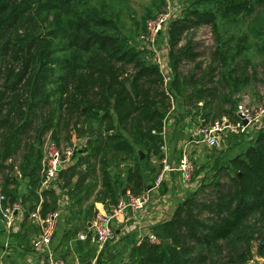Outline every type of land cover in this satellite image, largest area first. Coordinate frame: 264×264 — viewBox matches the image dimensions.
<instances>
[{
    "label": "trees",
    "instance_id": "16d2710c",
    "mask_svg": "<svg viewBox=\"0 0 264 264\" xmlns=\"http://www.w3.org/2000/svg\"><path fill=\"white\" fill-rule=\"evenodd\" d=\"M207 2L210 8L177 12L163 31L166 44L158 43V47L167 53L172 75L165 83L156 52L148 44L140 46L118 34L107 0H0V173L24 144L25 163L20 171L29 182L26 196H20V182L7 185L2 204L20 201L24 219L37 208L36 190L45 179L42 137L48 129L57 136L56 112L59 118L67 114V128L73 125L77 132L80 123L87 122L98 129V135L78 145L76 161L59 171L57 185L42 187L45 193L58 198L61 186L69 195L82 186L91 192L97 185L96 165L105 179L95 200H104L103 193L110 191L117 203L124 187L134 194L147 190L145 162L137 146L164 156L163 131L175 101L179 111L184 107L196 115V124L213 121L217 117L209 104L228 79L224 66L230 43L225 50L223 47L229 40L217 47L205 68L195 44H182L187 31L203 23L217 29L218 17L231 16L237 26L247 20L248 30L235 44L234 58L241 59L230 70L242 84L249 79L242 75L251 66L246 54L252 47L250 36L259 41L258 50L264 53V0ZM186 60L196 64L188 73L181 69ZM199 69L203 71L200 75ZM200 102L209 107L198 118L199 107H194ZM232 118L238 119L237 112ZM256 127L253 142L218 167L211 189L206 191L207 180L200 182L170 217L159 222L161 231L152 229L159 240L151 241L147 235L140 241L133 238L129 259L123 258L119 264H250L254 240L258 254L264 256V117ZM66 137L67 142L75 140L71 130ZM92 157L95 164L87 161ZM112 157L129 158L126 169L118 166L124 176L109 173ZM149 165L154 180L158 174ZM88 175L96 179L84 185ZM56 208L58 205L48 200L40 205L42 214ZM89 216L93 220V213ZM84 228L88 234L85 240H89L92 230L88 221ZM115 230L117 233L119 228ZM101 253L96 264L107 262Z\"/></svg>",
    "mask_w": 264,
    "mask_h": 264
},
{
    "label": "rangeland",
    "instance_id": "374dc122",
    "mask_svg": "<svg viewBox=\"0 0 264 264\" xmlns=\"http://www.w3.org/2000/svg\"><path fill=\"white\" fill-rule=\"evenodd\" d=\"M108 4L110 6V15H112L115 19L116 23V29L118 30V34L127 36L133 41V43L142 45L147 44L143 41L142 35L146 33V26L145 23L147 20L165 10H167L168 3H171L175 6V9L173 10L174 15H176L177 12L181 14L187 13L189 9L191 8H201L206 9L210 8L211 4L208 3V0H107ZM107 4V3H106ZM231 16L227 17H218L215 21V25H217V29L213 27L210 23H203L199 26H196L189 31L184 36V39L182 41V44H187L188 42H193L196 46V49L200 52L199 55V62L203 63V66L207 67L208 63L212 61V57L214 55V52L216 51L217 47H220L225 43V40L228 39L229 41L225 44L223 49H226V46L228 47V43H230L231 50L229 52V58L226 60V65L224 66V69L226 71L227 77L226 82L223 80V82L220 85V94L217 96L210 104L212 115L216 117H221L223 114L228 115L229 117H232L239 109L244 108L247 109L251 113L258 112L262 107H264V53L259 52L258 48L259 41L256 40L255 37L250 36L249 40L250 44H252V47L249 51L246 52L247 56L251 58V66L249 67L248 71L242 75L241 72H239L242 76L248 75V80L242 84L235 78L236 75L230 73V70L232 69L233 65L236 63V60H240L241 56L236 57V60L234 58V54L236 53V38H238L240 35H242L245 31L248 30V21L241 22L238 26L232 22ZM145 26V27H144ZM168 27V23L166 25V30ZM166 32H162L160 34V39L158 40V43L166 44V36L163 37L162 35H165ZM248 44V43H247ZM205 67V68H206ZM196 68V64L193 61H184L181 69L183 72L188 73L189 71ZM203 71L200 69L197 70L198 75H200ZM219 76V73H218ZM182 96V95H181ZM181 99V98H180ZM178 103V101H177ZM176 105V104H175ZM189 106V105H188ZM207 104H204L202 102L198 103L194 108L198 109L199 107V113H197V116H202V113H205V111H208ZM206 107V108H204ZM172 108V107H171ZM177 111L179 112L177 114ZM59 112H56L53 116V123L54 128H57V136H54L52 129L46 130L43 134V151L45 154L44 160L47 159V151L49 147L52 145H62L65 144L68 141V132L72 133V138L75 139L78 142V145L83 146L87 143V138L92 137L95 138L98 135V129L92 125L91 123L87 122H81L79 127L81 129H84L85 131L82 133L80 130H73L71 125L69 128L65 126V123L67 122V114L64 112L62 114V117L59 118L58 116ZM193 112H188L187 110H184V107L178 110V108H174L172 113L169 114V118L172 116V121L169 125H166V141L167 145L169 146L171 143L175 145L176 149L178 150L179 147L186 146L187 151L189 152V155L191 159L193 160L195 164V171L192 177L191 182L184 184L182 182V185L185 187L183 189L186 192L182 194H177L176 190L170 191V197L171 199L168 200L167 206H170V202L173 201L175 207L186 198L190 192L196 189L198 187V184L202 182L203 180H207L208 186L206 187V191H209L211 189L212 185V177L214 174H216L217 170H219L218 167H220L222 164H225L229 161V159L237 154L238 152L242 151L244 148L248 147L250 143L253 142L255 135L258 132L257 127H249L244 132L240 131L237 132L235 135H224L222 136L221 143L216 146L209 145L205 141H196L198 138V134L196 131L193 135V131H191V128H194L197 130L198 125L194 122V119L196 118V115L192 114ZM200 121V119H199ZM40 121H37L39 123ZM175 126V127H174ZM175 128H178L182 131L183 134H181L179 137L175 136ZM184 129H187L186 132H184ZM180 131V132H181ZM34 131L31 132V135H34ZM197 134V135H196ZM200 137V136H199ZM138 147V151L140 153V157L142 159V163L145 162V166L150 163L151 166L154 168V174H158L160 172L163 162L162 157H160V154L154 152L150 148H142L140 146ZM26 147L24 144H22V147L20 148L19 152L14 156L13 159H9L7 163L9 164V167L0 173V183L2 185V190H5V187L8 185L10 187L13 186V183L18 181L21 183V185L26 182V186H29L28 178L23 176V174L20 171V167L22 164L25 163L24 161V154ZM143 151L144 156H141V152ZM164 150V149H163ZM163 153V152H162ZM178 159V158H177ZM175 159V160H177ZM87 161L89 163H96V159L94 157L88 158ZM13 162V163H12ZM120 162V164H117ZM129 163V158L126 159L122 157H112L109 160V168L108 171L112 175L115 172L119 176H124L122 174V168H127ZM162 164V165H161ZM122 165V168H119L118 166ZM97 169V183H102L104 181V173L99 170L98 165H96ZM225 174L222 179H225ZM60 178V177H59ZM92 179H96L94 176ZM107 179V175H106ZM21 180V181H20ZM154 181V180H153ZM181 182V181H180ZM163 183V181H162ZM190 184V185H188ZM41 187H45L44 184H42ZM104 187V186H103ZM102 189V188H100ZM21 190V187H20ZM106 195V191L103 193V197ZM184 197V198H183ZM163 202L160 201L159 204ZM170 208L172 210L171 215L173 211L175 210ZM148 209V208H147ZM2 216L5 218L4 214ZM6 220V218H5ZM133 224V223H132ZM134 227H136L133 224ZM131 231H135V228H132ZM122 238L120 239V241ZM113 241V240H111ZM109 241L108 243H110ZM257 240H254L253 242V250L254 257L249 262L250 264H264V256H261L257 252ZM122 251H123V258L129 259L130 249L132 247V243H124L122 244ZM104 260V259H102ZM105 261V260H104ZM103 261V262H104ZM109 261L105 262V264H108Z\"/></svg>",
    "mask_w": 264,
    "mask_h": 264
},
{
    "label": "crops",
    "instance_id": "0c3cea01",
    "mask_svg": "<svg viewBox=\"0 0 264 264\" xmlns=\"http://www.w3.org/2000/svg\"><path fill=\"white\" fill-rule=\"evenodd\" d=\"M175 104L176 101L174 102L169 114L172 113L176 106ZM171 121L172 116L169 118L167 125H169ZM180 131L181 130L178 128H175L176 137L183 134V129L181 132ZM186 131L187 129H184V132ZM191 131H193L191 135H193L195 131L197 132L194 128H191ZM229 135H235V133H230ZM91 139V137L88 138L89 141H91ZM164 153V156L168 157L170 160H175L179 158L181 154V146L177 150L174 144L171 143L169 146L166 144V151L164 150ZM75 161L76 159L71 161L68 165L74 163ZM144 167V177L148 184L147 190L151 196L148 209L140 214L139 219L136 218L135 222L130 213H126L125 215L119 214L117 221H115L116 227L119 228L117 237L108 243L100 252L98 251L95 242L92 240V237H90L89 240H85L86 238L84 240H78V238L80 233L86 232L84 231V223L86 224L88 221V225L90 227L92 220L89 215H91V213H93L94 217L95 212L99 210L113 211L116 206V202L114 201L111 192L106 191L104 200L99 201L95 200V198L98 190L102 188L101 183H97L91 192H87V189L83 188V186L78 187L76 191L73 190V192H71V195H69L66 191V187L61 186L60 190L62 191V194L57 190L58 198L52 197L49 192L45 193V189H42V187L38 188L36 190L38 199H34L37 207H40L43 200H48L56 203L58 207L61 208V215L58 219L55 235L51 243L53 253L52 257L55 259L64 258L70 261L79 259L83 264H96L98 256L102 252V259L109 261L110 264H119L123 260L122 244L128 243L133 238L138 237L139 232L142 230V228H140V230L138 229L139 226L134 227L132 224L133 222L136 223V225L141 223L146 229H150L151 231L154 228L158 232L161 231L159 222L168 218L172 212L170 208L174 209L175 207L173 201L170 202V206L168 208L163 207L166 200L168 201L171 199L170 191L176 190L177 194L183 195L187 189H183L185 186L182 185L183 180L181 179L179 172L166 173L163 183L157 187L154 184L155 179L154 181L152 179L150 165L148 164V166L146 165ZM91 180L94 179H92L91 175H88L83 184L87 185V183ZM183 183L185 184V182ZM57 189L59 188L57 187ZM19 190L20 196L26 194V182L22 185L21 183L19 184ZM30 200L31 198L27 200L28 205H30ZM162 200H165V202L161 203V207H158L159 201ZM7 201H9V197ZM2 214L3 212L0 205V264H45L48 256H46V253H40L33 244V238L38 232V226L34 222L30 221V219H24L22 211H18L16 213L13 226L8 227L7 221ZM132 228H135L134 232L131 231ZM121 238L122 240L120 241ZM95 256L96 259H94Z\"/></svg>",
    "mask_w": 264,
    "mask_h": 264
},
{
    "label": "built area",
    "instance_id": "2783aa9c",
    "mask_svg": "<svg viewBox=\"0 0 264 264\" xmlns=\"http://www.w3.org/2000/svg\"><path fill=\"white\" fill-rule=\"evenodd\" d=\"M174 9L175 6L168 3L167 10L149 18L146 22V33L142 35L143 41L156 52L155 60L159 63L162 69L165 76V83H168V81L171 80L172 75L169 72L170 65L168 55L164 50L159 49L158 39L160 34L166 29L167 23H169L174 16ZM237 114L238 119H233L228 115H222L221 117L215 118L213 121L203 124L200 123L197 127V132L199 133L197 141H205L209 145L216 146L221 143L222 136L224 135L240 131L244 132L251 126H259L264 117V107L255 113H251L247 109L241 108L237 111ZM163 133L166 137V126ZM166 144L167 141L165 140L162 145V148L165 151ZM77 148L78 142L76 140L66 142L62 145H52L49 147L47 151V159L44 160L43 169L45 173L43 184L45 186H49L51 184L57 185L56 181L58 179L59 171L73 161L75 150ZM162 162V170L154 181V184L157 187L161 185L166 173L168 172H179L181 179L185 182V184L191 182L195 171V164L191 159L186 146L182 148L181 154L177 160H170L168 157L164 156L162 158ZM6 198L7 195L3 192L2 185L0 183L1 210L6 218L7 226L11 227L14 224L16 213L18 211H22L23 207L20 201L8 203L4 206L2 201ZM150 200L151 196L148 190H145L140 194H134L130 188H127L126 193L118 200L113 211H97L92 220V224H90V228L92 230V240L95 242L98 251L100 252L109 241L116 239L117 233L115 230V221H117L119 214L125 215L126 213H130L135 222L136 218L139 219V215L147 210ZM164 202L165 200L162 203ZM168 203L169 202L166 200L163 207L168 208L169 206L166 205ZM158 207H161V204L158 203ZM60 215L61 208H56L48 211L46 214H42L40 207H37L30 212L29 219L38 226V232L33 238V244L40 253H46V256H48L45 264H83L79 259L70 261L64 258L55 259L52 257L53 253L51 243L55 235ZM134 222L133 224L136 227L139 226V230L142 228L138 236L139 241L145 235H147L151 241L159 240V237L155 232L146 229L141 223L136 225ZM87 236V232L79 234L81 239H85ZM96 256L94 259H96Z\"/></svg>",
    "mask_w": 264,
    "mask_h": 264
},
{
    "label": "water",
    "instance_id": "95a60500",
    "mask_svg": "<svg viewBox=\"0 0 264 264\" xmlns=\"http://www.w3.org/2000/svg\"><path fill=\"white\" fill-rule=\"evenodd\" d=\"M245 122H246V120H245ZM140 152H141V156L143 157L144 156L143 151L141 150ZM125 193H126V188L124 187L123 194H125ZM90 224H92V222ZM166 240H169V239H166Z\"/></svg>",
    "mask_w": 264,
    "mask_h": 264
}]
</instances>
